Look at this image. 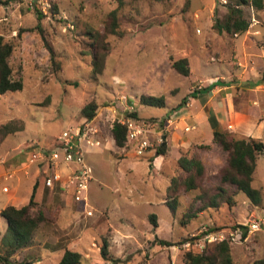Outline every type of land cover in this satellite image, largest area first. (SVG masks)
<instances>
[{
	"label": "rangeland",
	"instance_id": "obj_1",
	"mask_svg": "<svg viewBox=\"0 0 264 264\" xmlns=\"http://www.w3.org/2000/svg\"><path fill=\"white\" fill-rule=\"evenodd\" d=\"M235 2L1 0L0 35L14 45L9 63L23 86L0 94V126L11 123L20 128L0 133V163L13 176L0 179V208L28 201L34 165L23 163L34 146L52 145L63 130L87 122L97 128L95 138L100 141L99 146L85 148V163L91 169L86 207L40 184L43 195L35 200L46 221L35 230L32 244L18 250L12 260L56 264L68 247L81 254L79 264H106L100 255L106 238L109 255L121 260L117 264H184L186 251L207 253L218 243L199 241L204 230L212 228L228 236L234 264L264 261V154L253 172L252 186L262 195L261 204L255 206L234 185L221 182L227 152L213 140L207 120L208 109L214 106L219 128L229 139L252 137L264 142L260 124L264 10L242 6L250 24L241 34L217 33L211 26L216 16L226 13V4ZM113 10L118 33H107ZM99 35L106 54L102 71L94 73L92 58ZM45 43L54 50V62ZM181 57L188 59V75L170 66L171 58ZM217 80L220 84L205 93L194 114L189 113L194 99L189 93ZM143 94L163 96L165 105H142ZM184 98L186 103L177 108ZM89 101L97 103L91 120L81 115ZM134 112L155 124L153 140L164 135L163 155H156L162 144L142 156L125 143L116 146L113 123ZM168 118L174 123L165 129ZM186 125L194 128L185 131ZM181 154L195 155L204 169L195 180L197 188L180 190L172 215L165 204L167 187L172 177L186 176L177 163ZM87 209L92 215H86ZM150 214L156 215L157 227L150 223ZM252 220L260 221L259 230L249 229ZM6 227L0 215V241ZM155 238L173 244L163 245Z\"/></svg>",
	"mask_w": 264,
	"mask_h": 264
},
{
	"label": "trees",
	"instance_id": "obj_2",
	"mask_svg": "<svg viewBox=\"0 0 264 264\" xmlns=\"http://www.w3.org/2000/svg\"><path fill=\"white\" fill-rule=\"evenodd\" d=\"M119 4L121 0H118ZM234 4H226L227 11L221 17L216 16L212 22V28L217 33L226 32L230 35H237L245 32L250 24V21L245 17L242 6L250 7L254 11L264 10V0H235ZM1 3V0H0ZM38 18L41 14H37ZM111 20L106 24V32L118 33L117 31V16L116 11L113 10L109 14ZM109 31V32H108ZM105 42L103 41V35H99L96 38V50L93 52L92 58V71L99 73L102 71L103 62L106 54ZM50 54L51 62L55 61V53L52 46L49 43H45ZM14 45L10 41H6L2 35H0V94L16 91L22 89L21 78H15L13 76L12 67L9 63V58L13 52ZM170 66L176 72L182 75H188L190 73L189 62L186 57L177 59H170ZM220 84L219 80L213 81L208 84L204 90L208 92L212 87ZM192 90L189 96L193 97L197 91ZM139 103L142 105L150 106H164L165 98L163 96L154 95H141L139 97ZM186 103V98L178 104L177 108L183 106ZM97 109V103L95 101H89L81 109V115L87 120H91ZM133 116H137L136 113H132ZM208 121L213 129V140L218 142L221 147L227 152V167L221 174V182L229 185H234L238 191H241L250 200V202L258 206L261 204L262 195L258 188L252 186L253 172L256 167L258 157L264 154V142L252 137L229 139L228 135L217 129L218 121L214 114L208 112ZM18 128L14 124L7 123L0 126L1 135H5ZM111 133L116 146L121 147L126 140V128L124 125L115 121L111 128ZM165 153V143L157 147L156 155H163ZM178 166L183 172L186 173L184 177H172L170 184L167 187L168 200L165 204L168 206L172 215L175 214L178 207L179 192L181 189L187 192L191 189H195L198 183L196 178L203 174L204 165L202 161L195 155L181 154L177 159ZM41 184L40 178H38L32 187L30 197L26 204L17 207L12 204H7L0 210V215L5 219L7 227L1 237L0 241V262L2 264H26V262H17L12 260L11 257L20 249L28 247L32 244L33 235L35 230L46 221L44 213L37 208V202L35 200V193L37 187ZM59 193L58 190H52ZM222 192L224 189L221 190ZM230 202V201H228ZM214 203V202H213ZM210 206V204L208 205ZM149 221L153 227H157V217L155 214L149 215ZM242 228L246 226L240 225ZM207 231H214L212 228ZM245 231L243 232V234ZM158 243L163 245H172V242L155 238ZM108 241L106 238H102L100 245V255L102 259L112 261V264H117L121 260L119 258H112L108 251ZM230 242L226 239L218 242L213 246L209 252H192L190 250L184 253V264H234L230 253ZM81 254L68 248H63V253L57 262V264H79ZM171 264V263H169ZM252 264H264L263 260H256Z\"/></svg>",
	"mask_w": 264,
	"mask_h": 264
},
{
	"label": "built area",
	"instance_id": "obj_3",
	"mask_svg": "<svg viewBox=\"0 0 264 264\" xmlns=\"http://www.w3.org/2000/svg\"><path fill=\"white\" fill-rule=\"evenodd\" d=\"M130 109H132V106ZM117 121L126 128V146L132 148L137 156L144 155L150 149L163 144L165 141V137L161 133L154 140L151 138L155 124L145 119L129 114ZM173 123L174 120L168 118L165 121L164 128L168 129ZM193 128V125H186L184 130L189 131ZM97 132V128L88 122L84 123L83 126H70L57 136L52 145H37L30 149L28 160L44 167L40 177L43 188L56 189L59 194L70 198L74 203L82 204L84 208L86 207V192L91 169L85 163V148L100 145L99 139L95 138ZM11 177L12 172L7 171L1 178L8 180ZM2 189L8 191L7 186H3ZM86 215H92V210L87 209ZM248 227L253 231H257L260 229V221L252 220ZM233 236L234 234L231 232L230 237L232 239ZM227 238L228 236L224 232L219 230L207 231L205 229L199 237V241L220 242ZM189 244L190 242H186V245Z\"/></svg>",
	"mask_w": 264,
	"mask_h": 264
},
{
	"label": "crops",
	"instance_id": "obj_4",
	"mask_svg": "<svg viewBox=\"0 0 264 264\" xmlns=\"http://www.w3.org/2000/svg\"><path fill=\"white\" fill-rule=\"evenodd\" d=\"M190 74V73H189ZM210 91V90H209ZM205 93H208V92H205L204 90H202L201 92H197L196 93V95L195 96H193V107H192V109H188V112L189 113H193L194 114V110L197 108V106H198V104H200L201 103V101L202 100H204V95H205ZM210 100L208 99V100H206L205 101V103H204V106H206V104H208V102H209ZM204 102V101H203ZM211 106V105H210ZM214 107V106H213ZM212 107V109H208V112H211L212 114H214V112H213V108ZM185 110V108H181L180 110ZM182 110V111H183ZM197 111H198V109H197ZM215 115V114H214ZM137 117H138V115H137ZM215 117H216V115H215ZM140 118V117H139ZM216 119H217V117H216ZM207 120H208V113H207ZM217 121H218V119H217ZM208 123H209V121H208ZM259 124V123H258ZM260 124H264V122L263 121H261L260 122ZM210 125V124H209ZM211 127V126H210ZM212 129V128H211ZM217 129H220L219 128V121H218V126H217ZM221 130V129H220ZM212 132H213V129H212ZM192 140H195V137H192ZM164 143H165V141H164ZM184 145H186V142L184 143ZM188 145H189V143H188ZM29 153V152H28ZM157 159V158H156ZM23 164H27V166H29V165H31V164H33L34 166L33 167H31L30 169H32V171L34 172V176H33V183H34V180L35 179H38V178H40L41 177V174H42V172H43V169H44V167L42 166V165H37L36 163H34V162H30L29 160H28V155H27V157H26V159H25V163H23ZM30 167V166H29ZM35 169H37V170H35ZM7 171H12L11 169H7V165L5 164V163H0V179H1V177H2V175L3 174H5V172H7ZM25 176H29V173H26V174H24ZM13 177V176H12ZM11 177V178H12ZM11 178H9V179H11ZM1 182V181H0ZM3 186H7V185H3ZM33 186V185H32ZM10 191V189L8 188V192ZM11 192V191H10ZM42 195H43V188H42V186L41 185H39L38 187H37V190H36V200L38 201V200H40L41 199V197H42ZM27 203V202H26ZM25 203V204H26ZM10 204H12V203H10ZM12 205H14V206H17V205H15V204H12ZM24 205V204H23ZM6 206V205H5ZM3 207H1L0 208V210L2 209ZM62 255V254H61ZM60 259V258H59ZM57 264V263H56Z\"/></svg>",
	"mask_w": 264,
	"mask_h": 264
},
{
	"label": "water",
	"instance_id": "obj_5",
	"mask_svg": "<svg viewBox=\"0 0 264 264\" xmlns=\"http://www.w3.org/2000/svg\"><path fill=\"white\" fill-rule=\"evenodd\" d=\"M164 138V137H163Z\"/></svg>",
	"mask_w": 264,
	"mask_h": 264
}]
</instances>
